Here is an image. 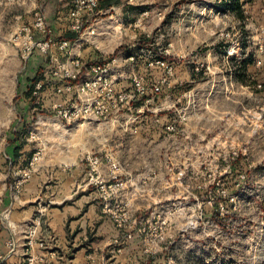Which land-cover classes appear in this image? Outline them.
<instances>
[{
    "label": "rangeland",
    "instance_id": "rangeland-1",
    "mask_svg": "<svg viewBox=\"0 0 264 264\" xmlns=\"http://www.w3.org/2000/svg\"><path fill=\"white\" fill-rule=\"evenodd\" d=\"M227 1L108 0L97 21L108 30L104 59L121 60L117 86L132 89L138 76L162 92L118 118L68 121L54 107L73 102L57 92L58 65L40 48H25L30 33L43 39L33 28L37 11L48 19L43 0H0V184L10 182L20 196L23 169L38 153L31 178L52 182L57 170H81L75 196L94 192L101 212L142 242L124 264H264V0L245 4V20ZM155 55L172 71L150 66ZM36 76L44 86L30 101L24 92ZM24 121V156L12 164L8 138ZM87 153L101 157L99 180L107 185V157L119 160L125 185L104 193L92 184ZM40 198L39 209L57 204ZM91 240L90 264L115 262L108 252L122 240ZM44 250L38 264L47 262Z\"/></svg>",
    "mask_w": 264,
    "mask_h": 264
},
{
    "label": "crops",
    "instance_id": "crops-1",
    "mask_svg": "<svg viewBox=\"0 0 264 264\" xmlns=\"http://www.w3.org/2000/svg\"><path fill=\"white\" fill-rule=\"evenodd\" d=\"M70 1L43 0L42 2L49 11L48 23L57 41L71 31ZM95 26L96 37L86 41L83 39L69 41L70 46L67 51L61 50L57 42L51 47L50 56L63 60L67 56H78L84 62L103 60L105 56L101 51L103 47L101 41L108 30L98 21ZM118 86L126 89L129 87L127 82L124 86L119 84ZM64 97L68 99L69 95ZM23 156L21 155L20 158ZM52 174L53 181L45 183L41 175L34 174L23 186L22 193L18 197L12 195L7 182L0 184V255H6L0 258V264H26V233L37 219H41L40 238L45 243L44 253L48 258L46 263L39 264H90L88 255L94 252L96 243L91 240L93 237H99V241H109L113 238L123 241L121 247H111V252H108L109 259L115 261L111 264L120 260L121 264L128 262L130 258L124 257L129 255V251L136 249L137 245H141L142 248V242L136 236L131 240L127 239L130 227L118 229L110 217L101 212L98 204L95 203L97 196L94 192L75 196L73 188L82 174L81 170L75 171L74 175H68L62 169ZM41 196L51 197L57 204L49 211L46 208L39 209L35 201ZM85 205H88L87 210L83 212ZM13 237L16 239L17 247L8 255L7 242ZM120 250V254L115 253Z\"/></svg>",
    "mask_w": 264,
    "mask_h": 264
},
{
    "label": "built area",
    "instance_id": "built-area-1",
    "mask_svg": "<svg viewBox=\"0 0 264 264\" xmlns=\"http://www.w3.org/2000/svg\"><path fill=\"white\" fill-rule=\"evenodd\" d=\"M101 0H71L70 1V30L80 35L78 40H82L85 35H95L96 26L95 23L98 20L97 17L100 13L98 9ZM34 32L42 35L43 39H38L35 34L30 33L28 36L29 43H25V48L29 51L33 48H40V51L45 54H50L51 47L57 43V40L53 37L52 28L48 23L46 14L39 10L35 13V21L33 24ZM58 46L61 50L67 51L70 42L67 40L58 41ZM264 53V51H263ZM31 54V52H30ZM54 62L58 65V71L54 74L60 76L63 82L57 86V92L59 94H66L71 96L73 100L64 106V104H55V108H61L59 110V116L67 119L68 121L77 119H92V120H108L112 118H118L124 115L126 111L133 109H142L144 104L154 100L155 95H159L162 92L160 85L153 84L151 88L145 85L143 77H132V89L119 88L117 86L118 76L115 75V68L117 64L121 63L120 58L113 57L110 59H103L95 63L84 62L79 57H70L64 61L59 60L53 56H50ZM134 62L135 57L131 55L127 58V61ZM150 66L159 65L172 71V67L168 61L158 55L153 56L149 62ZM42 81L37 82L34 90V94H38V90L43 88ZM151 94V95H150ZM147 96L145 102L138 107L135 102L141 97ZM169 130L175 128L169 127ZM37 153L30 162L28 168L23 169L26 175V179L22 181H29L31 178V170L36 166L40 157ZM89 164L90 171L89 181L92 184L98 186L102 192L110 190H117L121 186H124V182L118 179L121 171V163L114 156L107 157V164L110 169V181L108 185L99 180V172L102 167V159L100 156L87 153L85 157ZM41 219H37L34 225H31L26 233V264H38L40 256L39 249L45 247V243L40 238ZM117 226L121 228L123 225L117 221ZM10 225V224H9ZM8 252L12 254L16 247L17 242L13 237L7 242ZM6 255H0V258H4Z\"/></svg>",
    "mask_w": 264,
    "mask_h": 264
},
{
    "label": "trees",
    "instance_id": "trees-1",
    "mask_svg": "<svg viewBox=\"0 0 264 264\" xmlns=\"http://www.w3.org/2000/svg\"><path fill=\"white\" fill-rule=\"evenodd\" d=\"M107 1L108 0H101L99 3L98 9H102V8L106 7ZM248 1H250V0H228L227 2H225V4H227V5L229 4V6L233 9V11H235L238 14L239 18L242 20H245V18L247 16L245 13L244 6H245V4L248 3ZM78 37H79L78 33L70 31V32H67L66 34H64L62 37H60L59 41H62V40L75 41ZM122 50H123V45L119 46L115 50L113 56H117L118 54H120L122 52ZM98 61H100V60H96V61L95 60H89V62H91V63H95ZM41 70H42L41 68L38 70L37 75L41 72ZM37 79H38V76L31 79L32 85L30 86V89H28L24 92V95L30 101L35 100V96L33 95V92L35 90V86H36V83L38 81ZM147 98H148L147 96L141 97L138 101H136V103H135L136 106L143 104ZM26 129H27V121H24V123L22 124V128L12 130L11 135L8 138V140H9L8 144L9 145L7 147V154L9 155L12 164L17 163L20 160V157L22 155L21 151L23 149V144L20 142V139H21L22 133L25 132ZM237 159H239V158H237ZM8 184L10 186L11 183L9 182ZM214 206L216 208H219V201H216Z\"/></svg>",
    "mask_w": 264,
    "mask_h": 264
}]
</instances>
